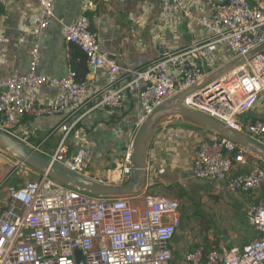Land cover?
<instances>
[{"label": "built area", "instance_id": "obj_1", "mask_svg": "<svg viewBox=\"0 0 264 264\" xmlns=\"http://www.w3.org/2000/svg\"><path fill=\"white\" fill-rule=\"evenodd\" d=\"M36 2L38 13L31 31L35 39L29 68L25 73L0 77V131L17 137L52 164H62L86 177L92 151L80 147L70 157L67 143L69 133L86 114L98 109L122 110L126 100L134 97L141 109L137 130L156 107L210 73L204 67V50L210 55L222 47L235 59L264 43V4L219 0L211 13L202 15L196 14L185 0H160L163 20L168 21L179 12L187 22L205 29L208 38L172 52L163 50L157 60L144 68H123L100 43L84 13L77 21L62 26L64 40L77 46L91 65L108 73L105 86L89 88L77 81L73 71L62 78L39 72L40 38L55 17V7L54 0ZM92 7L88 3L87 8ZM3 42L0 38V44ZM42 87L54 91L48 102L38 98ZM262 96L264 53L246 60L196 96L188 97L186 103L259 141L264 139V119L242 122L241 117ZM53 115L64 117L59 126L64 136L53 153H46L28 136L17 132L26 116ZM131 146L132 143L116 167L106 172L107 182H100L120 186L129 181ZM260 161L233 141L216 137L201 141L193 176L224 183L234 194L252 193L264 187V165ZM234 162L247 164L250 170L234 175ZM19 165L28 168L25 163ZM180 210L177 198L142 193L92 195L38 172L36 179L9 186L7 196L0 200V264H78L77 251H81L84 264H172L175 236L182 224ZM248 218L259 233L253 241L208 252L199 245L182 254L178 264H264V202L250 205Z\"/></svg>", "mask_w": 264, "mask_h": 264}, {"label": "crops", "instance_id": "obj_2", "mask_svg": "<svg viewBox=\"0 0 264 264\" xmlns=\"http://www.w3.org/2000/svg\"><path fill=\"white\" fill-rule=\"evenodd\" d=\"M185 1L196 14L207 15L219 0ZM249 2L254 6L264 4V0ZM88 3L93 4V7L87 8ZM54 7L55 17L50 20L40 38L39 72L62 78L73 71L77 81L89 88L105 86L108 73L103 68L91 65L77 46L64 40L62 26L63 23L77 21L84 13L90 18L92 30L100 43L117 58L123 68H144L157 60L163 50L172 52L208 38L205 29L187 22L179 12L173 13L168 21L163 20L160 0H54ZM37 13L36 0H0V38L4 39L0 44V77L27 72L35 39L31 31ZM202 58L206 71L210 73L233 60L231 54L222 47L215 48L210 55L204 50ZM37 95L42 102H48L54 91L42 87ZM140 114V105L134 97L126 100L122 110L98 109L86 114L68 135V156H73L80 147L89 148L93 153L90 164L94 165L89 176L107 182L106 172L116 167L133 141ZM63 118V115L26 116L20 121L17 132L28 136L32 144L40 146L46 153H53L64 136L59 127ZM257 118L264 119V96L241 117L242 122ZM216 137L201 128L183 123L161 129L150 148L147 187L141 193L172 197L168 194L171 186L176 185L183 187L186 193H201L212 187L214 194L221 191L226 195L215 181L200 184L195 182L193 176L201 141ZM259 141L264 144V139ZM260 160L264 165V161ZM249 170L247 164L233 163L234 175ZM31 173L34 174L31 179L38 177V172ZM3 193L0 200L7 196V191ZM226 197L250 206L264 202V187L256 192L236 194L234 198ZM180 229L175 238L179 235L188 238L183 228ZM253 235L250 242L259 233L253 229ZM182 243L175 240L176 253L180 252L181 256L190 250L185 249Z\"/></svg>", "mask_w": 264, "mask_h": 264}, {"label": "water", "instance_id": "obj_3", "mask_svg": "<svg viewBox=\"0 0 264 264\" xmlns=\"http://www.w3.org/2000/svg\"><path fill=\"white\" fill-rule=\"evenodd\" d=\"M260 53H264V43L249 51L246 56L237 57L217 68L202 81L181 91L156 107L134 134L131 146L132 172L129 181L125 185L105 184L94 178L78 175L62 164H52L45 156L32 151L17 137L4 131H0V148L19 162L25 163L39 173H47L61 184L80 192L100 196H120L143 192L147 187V165L154 138L161 129L182 123L201 128L218 137L229 139L264 161L263 143L186 103L188 97L196 96L209 84L216 82L221 76ZM195 182L205 184L208 180L195 178ZM216 186L221 188L228 197L234 198L236 196V194L230 193L221 182H216ZM76 255L77 263L84 264L81 251H77Z\"/></svg>", "mask_w": 264, "mask_h": 264}, {"label": "rangeland", "instance_id": "obj_4", "mask_svg": "<svg viewBox=\"0 0 264 264\" xmlns=\"http://www.w3.org/2000/svg\"><path fill=\"white\" fill-rule=\"evenodd\" d=\"M29 168V166H27ZM93 163L87 169V174L94 170ZM37 172L30 168L25 170L2 148H0V195L6 192L11 185H19L25 180L31 179ZM90 177V176H89ZM91 178V177H90ZM170 196L181 202L180 214L182 227L186 237L181 235L176 238L183 242L185 249H192L198 245L207 246L209 242L219 241V247L230 248L248 244L253 235V227L248 218L247 204L237 199L227 198L223 192L211 190L195 193H184L183 187L171 186ZM180 229V231H181ZM184 235V236H185ZM219 237V238H215ZM180 252L175 254L172 264H178Z\"/></svg>", "mask_w": 264, "mask_h": 264}, {"label": "trees", "instance_id": "obj_5", "mask_svg": "<svg viewBox=\"0 0 264 264\" xmlns=\"http://www.w3.org/2000/svg\"><path fill=\"white\" fill-rule=\"evenodd\" d=\"M184 193H186V192L184 191ZM215 238H219V237H215ZM219 242H220V240L219 241H212V242H209L207 246H203V245L202 246L204 247L205 251L208 252L210 250L220 248L219 247L220 246Z\"/></svg>", "mask_w": 264, "mask_h": 264}]
</instances>
